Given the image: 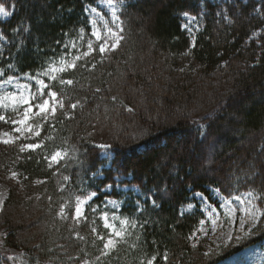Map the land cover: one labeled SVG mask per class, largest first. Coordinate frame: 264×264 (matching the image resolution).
I'll list each match as a JSON object with an SVG mask.
<instances>
[{
    "label": "trees",
    "instance_id": "obj_1",
    "mask_svg": "<svg viewBox=\"0 0 264 264\" xmlns=\"http://www.w3.org/2000/svg\"><path fill=\"white\" fill-rule=\"evenodd\" d=\"M113 1L115 25L102 11L107 26L118 28L120 46L101 55L86 13L99 0H0L10 13L0 20L1 75L28 76L32 96L57 93L47 120L31 116L33 131L0 143V177L18 175L0 209V240L17 264H64L75 251L91 264L153 257L155 264H225L239 247L264 239V0ZM185 13L197 23L192 34L183 28ZM89 42L95 50L84 57ZM56 62L65 70L51 75ZM32 77L50 87L39 92ZM200 124L211 126L206 137ZM199 140L191 155L180 148ZM26 143L41 146L21 152ZM65 150L68 158L49 168L46 157ZM85 188L83 196L97 193L91 206L104 197L120 201L117 215L129 226L99 262L103 243L92 229L108 233L100 215L78 224L83 240L70 230L71 216L56 214L59 201ZM212 189L226 198L252 195L260 209L255 228L237 230L224 244L196 235L204 214L184 208L199 192L220 210Z\"/></svg>",
    "mask_w": 264,
    "mask_h": 264
},
{
    "label": "rangeland",
    "instance_id": "obj_2",
    "mask_svg": "<svg viewBox=\"0 0 264 264\" xmlns=\"http://www.w3.org/2000/svg\"><path fill=\"white\" fill-rule=\"evenodd\" d=\"M115 8L116 4L113 1ZM95 8L96 11L93 12L92 9ZM104 10L108 14V18L112 17V9L108 6L107 0H99L98 7H88L86 10L89 24L91 26V32L93 31H99L101 34L102 39L106 37V28L105 24L106 18L103 15ZM116 16H117V8H116ZM7 17L0 16V20H4ZM92 21H96L95 27L92 25ZM183 28L189 33L192 34L194 30L197 28V23L195 21V18L191 15H183ZM117 22V21H116ZM93 39L96 40V38L93 36ZM97 41V40H96ZM61 66L58 62L53 63L50 67V74L53 75L54 73L59 70ZM0 73V98H3L8 93H16L17 96H19L21 93H23L25 96L31 97L32 89H31V83L28 76H11L13 77V82L10 84H5L2 81L7 80L8 77H3ZM41 79L36 77L35 79H32V81L35 83V86L37 87L38 91L41 92V85L38 83ZM44 99H49L50 104L55 105V101L52 100L50 97H46ZM39 103H42L40 101ZM9 110H15V114L10 116L6 115L5 111ZM23 113V106L22 105H16L13 104L11 100H4L3 102H0V115H4L6 119H20L22 117ZM27 123L31 124L30 119L27 121ZM27 132V131H26ZM26 132L24 134H26ZM4 133H9V136H5ZM13 136H20V138L24 135H20L19 133L12 132V125L6 124L4 121H0V143L4 139H9ZM105 149V148H104ZM201 154L197 155L199 158ZM254 159V156H252V160H249L248 167H250V163H252ZM15 171H9L7 175L0 177V209L3 207L9 193L10 186L18 179V175L13 178L12 173ZM16 173V172H15ZM64 180V177L62 178ZM117 190L125 191L126 188H120L117 187ZM213 199H216L217 202L220 205V210H217L213 204H211L207 199L205 198L204 202H201V198L199 196H194L196 199V203L190 204L187 207L184 208L185 212H191L196 209H199L203 214L204 223L199 225L196 235H201L204 233H209L212 235V241L214 244H220V243H226L228 241L232 242V237L236 234L237 230H239L241 233H246V229L248 228L249 224L253 223L252 221L248 220L247 213L245 211L246 208L249 207L248 202L252 201L253 204L256 205V202L254 201L252 195L250 194H241L238 196H234L232 198H226L222 196L221 194H217L211 190ZM89 195V194H88ZM68 197V200L71 199L73 204V211L75 207V197ZM85 196H81V198H85ZM236 197H239L240 199H236ZM67 200V201H68ZM107 200L116 201V204H110L107 203ZM61 203H65L66 201H59ZM89 204L88 206H82L83 212H84V218H82L79 223L74 221L73 219L68 220V224L70 225V230L75 232L76 234L80 235V237L83 240H87L84 238L82 233L79 230L78 224L87 223L88 225L95 224V221L98 219L100 215V220L103 222L104 227L108 233L104 236L105 240L108 238L109 233L113 230L111 227L105 228V221L103 219L104 213H107L108 216V224L114 225L115 230L121 231L125 234L126 229L129 227L128 223L125 221V219L122 216H118L116 210L120 207V201H118L115 198L112 197H104L103 204L101 206H91ZM59 206H57L58 210L56 211L57 216L59 213ZM256 207H258L256 205ZM92 209H97L95 212L92 211ZM211 213V215H209ZM115 215L117 219L113 220L112 217ZM241 220L245 221V227L241 228ZM121 221H125L124 224H121ZM85 223V224H86ZM98 236H101L98 234V232L93 233V237L95 239V242L97 243L99 241ZM231 239V240H230ZM91 245L94 246L95 242L92 240L89 241ZM4 243H7L5 240H0V256L5 260L4 264H17V261L15 260L16 252H14L11 248L6 246ZM96 246V244H95ZM94 248V247H93ZM103 248V245H102ZM101 248V249H102ZM85 252V251H84ZM84 252L77 253L72 252L70 256L66 258L68 260L64 264H83L84 261H87L88 264H91L92 260H88L87 258H81V255H84ZM69 255V254H68ZM9 257H12V259H9ZM225 264H264V239L260 241L259 243H253L248 244L239 247L237 250H235L228 258L224 260ZM221 264V262L217 263Z\"/></svg>",
    "mask_w": 264,
    "mask_h": 264
},
{
    "label": "snow or ice",
    "instance_id": "obj_3",
    "mask_svg": "<svg viewBox=\"0 0 264 264\" xmlns=\"http://www.w3.org/2000/svg\"><path fill=\"white\" fill-rule=\"evenodd\" d=\"M108 6L112 9V17L113 20L111 21V23L113 25L116 24V21L119 20V17L116 16V8L115 5L113 3V0H107ZM93 12L96 11L95 8L92 9ZM10 13L8 11L5 10V6L3 4H0V16H4L7 17L9 16ZM185 15H187L185 13ZM93 27H95L96 25V21H92L91 22ZM85 26H87V21L85 22ZM105 28H106V37L102 39L101 34L99 31H93L91 33L92 36H94L96 38V40L99 42V54L103 55L108 51H115L116 49H118V47L120 46V40L121 37L119 35V30L117 28V30H114L113 27H109L107 26V24H105ZM253 35H256V33H253ZM0 39H3L2 34H0ZM88 52H84L83 56L84 57H88L90 55V53L92 51H94V45L92 42H89L88 44ZM80 57L77 56L76 60H79ZM9 68H11V65H9ZM68 69H74L76 68V64L75 62L68 64L67 65ZM65 69H60V71H64ZM43 75L47 76L48 73L45 72ZM32 79H35V77H32ZM5 84H10L13 82V77H8L7 80L2 81ZM41 85V93L43 92L44 89L49 88L50 86L45 85L43 80H40L38 82ZM61 83H65L64 81H61ZM66 83L68 84H72V81L69 80ZM97 91H99V89H97ZM48 96L50 98H52L53 101H55L56 97H57V93L55 91H48ZM113 100L116 99V97H112ZM4 100H11L13 102V104L16 105H22L23 106V113H22V117L20 119H6L4 115H0V121H4L6 124H10L12 125V132L14 133H19L20 135H24V133L26 131H33L32 125L27 123V121H29V119L31 118V116H36L39 117L41 119L47 120L48 119V113L49 110H51L53 113L56 111V108L53 104H50V100L49 99H44L43 95H33L31 97L29 96H25L23 93H21L19 96H17L16 93H8L6 94L3 98H0V102H3ZM37 100H42V103H37ZM63 106V105H61ZM77 105L73 104L72 108H76ZM129 111H131V109H128ZM210 125H204V124H200L198 125V130L200 132V136L201 137H206L207 132L205 131L206 129L210 131ZM5 136H9V133H4ZM35 135L39 136L40 133L38 130L35 131ZM20 136H13L10 137L9 139H4L2 141L3 144L8 145L13 143L16 140H19ZM203 143L202 140H199L196 146H189L188 144H182L180 145V148L183 152L191 155L196 147L199 146V144ZM40 144H36V143H26L23 144L20 148L21 152H25L26 150H35L40 148ZM100 148H108L107 144H102L99 145ZM73 152V156L72 159L77 162L78 164L82 165V162L79 161V158L77 155H75L76 153L80 152V149L78 147H73L72 149ZM68 158V152L67 150L64 151L63 153V157H62V153L61 151H55L51 154L50 157H46V159L49 160V168L52 167L53 164H59L61 159H67ZM200 160H203V153L201 152V155L199 157ZM13 178H15L17 176V173L13 172L12 173ZM64 181L68 182L69 181V177L65 176L64 177ZM83 182V181H81ZM40 183H43V181H41ZM119 186V185H117ZM106 187L111 188L112 185H106ZM86 191V188L84 190L81 191L80 195H77L75 197V207H74V211L73 209V204L71 199L66 201L65 203H61L59 206V213L58 215L63 218V219H67L69 218V216H71V219H73L74 221H76L77 223H79V221L84 218V212H83V208L82 206H88L89 201H91L93 198H98L97 197V193L95 191L91 192L89 195H87L85 198H81V196L84 195V192ZM213 192L217 193L219 192L218 189H212ZM195 196H199L201 198V202L205 201V197L203 196V193H195ZM49 199L51 200V197H49ZM236 199H240L239 197H236ZM107 203L110 204H116V201H111V200H107ZM153 203H155L153 201ZM249 207L245 209L246 213H247V218L248 220L252 221L253 223H251L249 226L252 228H255V222L260 220V209L258 207H256L255 204L252 203V201L248 202ZM138 206V205H137ZM97 209H92L93 212H95ZM209 215H211V213H209ZM103 219L105 221V228H109L111 227L113 230L109 233L108 238L105 240V238L103 236H98V239L103 243V248L101 249L100 252V256L96 257V260L99 262L101 261L102 258L108 257L111 253V251L113 249L116 248L117 244L120 242V240L123 239L124 233L121 231H117L115 230L114 225H109L108 224V216L107 213H104L103 215ZM113 220L117 219V217L115 215H113L112 217ZM125 221H121V224H124ZM201 224L204 223L203 220L200 221ZM132 227H135V224L131 225ZM241 228L245 227V221L241 220ZM93 233H96L97 230L96 228L92 229ZM191 239V237H189ZM82 239V238H81ZM193 247H195V245H193ZM207 255V253H206ZM9 259H12V257H9ZM155 260L156 257H153L152 259H149L147 261V264H155ZM83 264H88L87 261H84Z\"/></svg>",
    "mask_w": 264,
    "mask_h": 264
}]
</instances>
